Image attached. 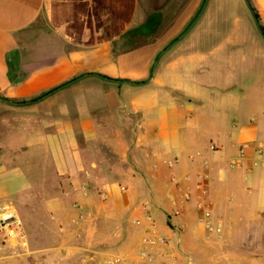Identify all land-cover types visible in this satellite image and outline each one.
Segmentation results:
<instances>
[{
  "label": "crops",
  "instance_id": "crops-1",
  "mask_svg": "<svg viewBox=\"0 0 264 264\" xmlns=\"http://www.w3.org/2000/svg\"><path fill=\"white\" fill-rule=\"evenodd\" d=\"M207 4L152 69L126 45L140 0H0V109L24 132L0 131V214L37 264H264V157L238 155L264 139V63Z\"/></svg>",
  "mask_w": 264,
  "mask_h": 264
},
{
  "label": "rangeland",
  "instance_id": "rangeland-1",
  "mask_svg": "<svg viewBox=\"0 0 264 264\" xmlns=\"http://www.w3.org/2000/svg\"><path fill=\"white\" fill-rule=\"evenodd\" d=\"M207 1L209 7H214L218 10L215 15L218 18H223L224 22L233 28L232 30L222 32L223 35L226 33L229 35H237L239 39L247 40V43L251 42L252 36L254 40L255 59L261 57L264 63V40L261 38L255 26L245 0H240V4L236 0ZM140 2L144 20L141 25L127 32V49L137 50L147 46H154L157 48L158 54L188 27L195 16L198 15L204 0H140ZM215 15H212V18L214 17L213 19H215ZM198 18L190 28L191 30L182 38L191 39L197 33L199 24L204 20L202 17L200 20ZM8 115H10V118L13 117L12 112L0 109V117H6ZM0 120V122H3L0 123V131L3 133H8V131L15 135L24 133L20 120L12 118L11 120H13L12 123L14 126H11L9 129L6 128L5 121L3 119ZM19 153L21 160L23 157L26 160L28 159L27 153ZM31 160V163L35 165L41 161L38 156H35ZM30 250L32 249H29L25 238L20 239L18 236H15L11 240L4 235H0V264H37V257L32 256L33 253Z\"/></svg>",
  "mask_w": 264,
  "mask_h": 264
},
{
  "label": "built area",
  "instance_id": "built-area-1",
  "mask_svg": "<svg viewBox=\"0 0 264 264\" xmlns=\"http://www.w3.org/2000/svg\"><path fill=\"white\" fill-rule=\"evenodd\" d=\"M251 147L255 154L253 164L256 165L264 157V139L258 140L257 142H244L238 147V155L243 158L247 148ZM185 199H189L190 195L188 193L184 194ZM196 207L200 212L201 219H207L210 216L209 208L205 205L202 200H198ZM151 219V216H149ZM0 235H4L8 238H13L18 236L20 239H24L25 235L22 229V222L18 217L16 210L12 207L5 208L0 214ZM160 243H164L165 239L163 237H158ZM111 264H126L120 258H116ZM130 264H169L166 261H158L154 255L148 254L137 260L136 262Z\"/></svg>",
  "mask_w": 264,
  "mask_h": 264
},
{
  "label": "water",
  "instance_id": "water-1",
  "mask_svg": "<svg viewBox=\"0 0 264 264\" xmlns=\"http://www.w3.org/2000/svg\"><path fill=\"white\" fill-rule=\"evenodd\" d=\"M206 2H207V0H204L203 4H202V6H201V8H200V10L198 12V15L195 16V18L191 21V23L188 25V27L175 40H173L172 42H170L165 48H163L158 53V55H157V57H156V59H155V61L153 63V68L152 69H154V67H155V65H156V63L158 61L159 56L161 54H163L167 49H169L177 40H179L180 38H182L190 30V28L193 26V24L196 22L197 18L199 17V15L202 13L203 9L205 8ZM245 2H246V5H247L250 13H251V16L253 18V21L255 23V26H256L257 30L259 31L261 37L264 39V31H263V29L261 27V24L259 22V18L256 16L255 11H254V9H253L250 1L249 0H245ZM118 81H122V80H118ZM3 100L5 102H8L5 99H3ZM16 103H19L20 104V103H25V102H14V104H16Z\"/></svg>",
  "mask_w": 264,
  "mask_h": 264
},
{
  "label": "trees",
  "instance_id": "trees-1",
  "mask_svg": "<svg viewBox=\"0 0 264 264\" xmlns=\"http://www.w3.org/2000/svg\"><path fill=\"white\" fill-rule=\"evenodd\" d=\"M255 14H256V16L259 18V14L255 11ZM261 27H262V29H263V31H264V26L261 24Z\"/></svg>",
  "mask_w": 264,
  "mask_h": 264
}]
</instances>
